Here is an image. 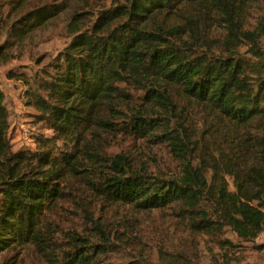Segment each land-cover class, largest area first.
I'll return each instance as SVG.
<instances>
[{
	"label": "trees",
	"instance_id": "16d2710c",
	"mask_svg": "<svg viewBox=\"0 0 264 264\" xmlns=\"http://www.w3.org/2000/svg\"><path fill=\"white\" fill-rule=\"evenodd\" d=\"M31 1L6 0L12 13L21 12L7 30L15 41L68 8ZM71 19L73 36L48 67L30 79L14 75L27 87L26 103L53 131L37 135L35 149H15L0 92V264H16L28 244L50 264H93L105 253L113 236L105 230L102 246L72 236L59 257L50 249L43 219L74 178L106 205L169 213L184 236L177 257L188 260L181 245L191 237L223 245L231 233L258 242L264 230V0H125L95 13L74 10ZM12 57L11 45L0 44V62ZM176 98L200 113L183 115ZM109 135L168 143L176 169L134 167L122 152L107 151ZM60 142L70 148L59 149ZM125 239L134 247L143 242L136 230Z\"/></svg>",
	"mask_w": 264,
	"mask_h": 264
},
{
	"label": "rangeland",
	"instance_id": "374dc122",
	"mask_svg": "<svg viewBox=\"0 0 264 264\" xmlns=\"http://www.w3.org/2000/svg\"><path fill=\"white\" fill-rule=\"evenodd\" d=\"M1 1L0 44L9 43L13 57L8 62H0V92L10 112L11 138L15 149H35V137L39 134H52L53 131L36 116L38 111L26 103L27 87L14 75L24 74L30 79L36 72L41 73L43 68L48 67L73 36L72 11L95 13L105 5L125 0H32L31 4L59 1L68 8L21 41L13 40L7 32L9 24L21 12L12 13L6 0ZM176 99L180 102L178 107L183 115L200 113V108L194 104ZM105 139L108 141V152H122L138 169L167 173L176 169V156L166 142L156 143L150 137L122 135L114 138L109 135ZM66 148L70 147H65L60 142L59 149ZM66 187L67 193L59 201L58 208L48 212L43 219L44 228L50 237L48 244L50 249L58 253V257L63 249L68 248L72 236H82L90 243L102 246V231L105 230L107 236L112 233L113 236L107 240L110 242L108 249L99 254L93 264H127L130 260H137L138 264H264V252L257 246L258 242L262 244L263 239L258 238V242H245L231 233H227L230 241L223 245L191 237L192 242L185 241L186 244L181 245L188 260L181 255L177 257L175 247L177 241L180 242L184 236H181V232H176L169 213L158 210L142 212L132 204L106 205L93 195L80 178L71 179ZM154 222L159 224L157 226L160 231H153L156 226ZM132 230H136L142 237L140 247L128 245L129 240L125 239L126 234L132 233ZM16 264L50 263L35 245L28 244L22 249Z\"/></svg>",
	"mask_w": 264,
	"mask_h": 264
},
{
	"label": "built area",
	"instance_id": "2783aa9c",
	"mask_svg": "<svg viewBox=\"0 0 264 264\" xmlns=\"http://www.w3.org/2000/svg\"><path fill=\"white\" fill-rule=\"evenodd\" d=\"M258 238L263 239V240H262V244H261V249H262V251L264 252V230H263V232L259 235Z\"/></svg>",
	"mask_w": 264,
	"mask_h": 264
}]
</instances>
